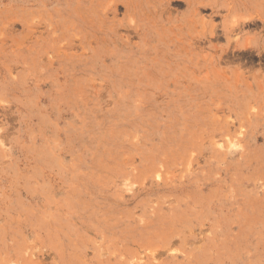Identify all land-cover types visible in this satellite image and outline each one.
<instances>
[{"label": "rangeland", "instance_id": "obj_1", "mask_svg": "<svg viewBox=\"0 0 264 264\" xmlns=\"http://www.w3.org/2000/svg\"><path fill=\"white\" fill-rule=\"evenodd\" d=\"M0 264H264V0H0Z\"/></svg>", "mask_w": 264, "mask_h": 264}, {"label": "bare ground", "instance_id": "obj_2", "mask_svg": "<svg viewBox=\"0 0 264 264\" xmlns=\"http://www.w3.org/2000/svg\"><path fill=\"white\" fill-rule=\"evenodd\" d=\"M106 3V2H105Z\"/></svg>", "mask_w": 264, "mask_h": 264}]
</instances>
